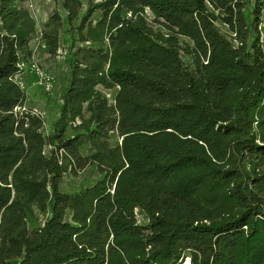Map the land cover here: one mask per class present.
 I'll return each mask as SVG.
<instances>
[{"label":"trees","instance_id":"1","mask_svg":"<svg viewBox=\"0 0 264 264\" xmlns=\"http://www.w3.org/2000/svg\"><path fill=\"white\" fill-rule=\"evenodd\" d=\"M52 1L0 0V264H264V0ZM66 32L47 134L19 76Z\"/></svg>","mask_w":264,"mask_h":264},{"label":"rangeland","instance_id":"2","mask_svg":"<svg viewBox=\"0 0 264 264\" xmlns=\"http://www.w3.org/2000/svg\"><path fill=\"white\" fill-rule=\"evenodd\" d=\"M30 2L34 4V10H31ZM28 8L31 10L35 18L38 20L37 28L42 30L44 24L49 19L50 13H52L55 6H57L60 12L63 9L54 3L52 0H27ZM65 18V15H63ZM78 22V21H77ZM261 40L264 44V23L260 26ZM72 36L69 32L63 33L60 39V48L58 50L59 55L52 57L45 50H40L36 54L35 62L44 70L46 76L53 77V87L51 90H47L43 85L36 83V75L30 68L26 69L28 72L25 76L21 77V82L27 90L28 99L33 108L39 111V114L43 115L45 120V132L49 134L51 132L52 123L58 117L59 104L61 103V93L63 87L66 85V79L68 75L67 56L68 50L72 42ZM36 39V38H35ZM36 42V40H34ZM38 41L36 42L37 45ZM81 44L80 41L75 42V46ZM87 44V43H86ZM29 70V71H28ZM110 102L113 101L114 90L108 89ZM96 178V174L93 171H84L77 176L66 175L62 184L64 191L72 192L78 189L84 188ZM141 221H144L143 215L138 213ZM189 258H186V262Z\"/></svg>","mask_w":264,"mask_h":264},{"label":"built area","instance_id":"3","mask_svg":"<svg viewBox=\"0 0 264 264\" xmlns=\"http://www.w3.org/2000/svg\"><path fill=\"white\" fill-rule=\"evenodd\" d=\"M29 5L31 7V10L35 11L33 2H30ZM35 40H36V42L38 41V43H37V45H36V42L34 43V54H33L32 62H31L29 67L28 66H25V67L30 68L31 71L33 70V72L35 73L36 78H37L36 79V83L37 84H39L41 86L43 85L47 90H51L52 87H53V77L46 76V73L44 72V70L41 69L37 65V63L35 62L36 54H38L40 50L45 48L46 44H45L44 39L42 38V34L41 33H39L38 37ZM22 67H24V65ZM18 109L26 110V105L24 104L22 107H19ZM32 112L39 114V111L37 109H35V108L32 109Z\"/></svg>","mask_w":264,"mask_h":264}]
</instances>
